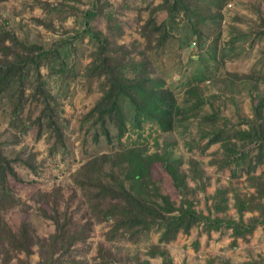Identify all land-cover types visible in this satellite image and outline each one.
<instances>
[{"label": "rangeland", "instance_id": "1", "mask_svg": "<svg viewBox=\"0 0 264 264\" xmlns=\"http://www.w3.org/2000/svg\"><path fill=\"white\" fill-rule=\"evenodd\" d=\"M94 1L0 0L1 42H8L4 28L27 42L45 46L62 42L59 44L61 57L58 58L55 70L45 65L42 73L47 80V87L60 101L63 116L69 119L64 126L65 148L60 147L51 152L52 140L48 139L47 132L43 131L42 137L37 138L36 127H33L18 143L5 149L11 156L17 152H21L22 156L35 152V161L39 162L37 172L23 164H15L22 175V181L11 177L10 183L21 202L13 208L1 210L4 221L13 229L27 222L40 236L51 234L55 224L44 213V210L51 213V203L43 195L48 193L52 196L57 187L62 194L60 210L72 213L76 222L85 221L90 218L88 200L95 191V187L90 184L91 180L101 178L117 187L118 184L107 174L114 172L127 187L131 186V181L125 176L126 165L114 166L104 162L89 170L84 167L89 159L102 153H112L121 147L136 145H148L149 152H153L160 149L158 142L160 146L164 144L165 135L158 123L143 118L138 124L135 110L127 100L121 103L126 129L120 136L116 124L110 122V141L103 134L94 140L95 128L88 131V123L80 121L82 114L100 96L96 78L88 80L85 73L93 57L95 41L90 35L82 33L86 25L81 10L91 7ZM108 1L125 29L119 42L130 43L138 39L145 46L147 42L139 29L151 14L157 24H163L161 28L166 31L161 44L149 49V54L157 74L175 91L179 104L186 112L185 118L176 122L172 132L176 143L168 148L185 160L183 167L186 170L189 169L188 159L195 158L210 177L205 190L198 188L194 180L188 178L190 186L194 188L189 196L194 198L196 208L207 213L208 206L213 203L209 197L219 185L231 184L232 188L242 194L254 192L246 179L245 168H238L232 174L229 167L220 170L218 163H212L214 159L222 161L220 142L208 148L204 145L212 133L217 131L233 132L239 127L247 128L246 121L253 116L254 103L264 97V0H224L220 12L215 11L217 4L213 0L210 3L212 10L205 8L201 12L213 14L208 15L209 19L202 23H196L194 13L187 16L183 12L168 13L164 8L153 10L163 0ZM93 24L106 31L104 17L95 18ZM196 26L200 28L199 34L194 31ZM139 66V56L136 55L135 60L126 68V75L135 76ZM16 73L15 68L0 69V87L11 84V78ZM228 73H245L247 77L237 78ZM33 80L32 75L27 76V91ZM9 94L6 91L0 95V140L12 132V99ZM31 109L28 106L25 108L22 114L25 120H28L30 112L33 117L38 113V109ZM209 115L215 116V119L203 120L204 116ZM23 147L25 151H22ZM151 170L154 178L179 204L182 195L174 187L161 163H154ZM262 170L264 165L258 166L256 173L260 174ZM232 193L229 192L230 208L227 216L238 218ZM256 213L248 210L244 218L248 219ZM109 228V223L105 221L92 225L83 251L89 264H106L98 256V245L101 242L108 246L113 244V249L116 248L114 245L121 246L123 252L149 259L150 264H163L162 256L152 257L148 254L151 245L158 242L160 231L152 230L137 241L118 238L111 243L105 236ZM231 233L230 229L208 232L199 224L192 227L189 233H179L174 240L163 246L172 264H246L251 259L264 257V225L258 226L247 239L238 238L236 243ZM34 248L37 249V246ZM38 259V251L31 254L32 263ZM16 261L13 257L10 263Z\"/></svg>", "mask_w": 264, "mask_h": 264}, {"label": "trees", "instance_id": "2", "mask_svg": "<svg viewBox=\"0 0 264 264\" xmlns=\"http://www.w3.org/2000/svg\"><path fill=\"white\" fill-rule=\"evenodd\" d=\"M212 2L213 0H163L153 10L164 8L168 13L183 12L187 16L194 13L196 23H202L209 19L208 15L213 14L201 13L205 8L210 9ZM214 2L217 4L215 11L220 12L224 0ZM81 12L86 25L82 33L90 35L95 41L93 57L85 71L86 79H97L95 81L100 89V96L82 114L80 121L83 124L88 123V131L95 128L94 140H98L103 134L110 141V122L116 124L120 136L126 129L121 103L127 100L135 110L138 124L143 118L158 123L165 135L164 144L160 146L158 142L160 149L153 152H149L148 145H136L121 147L112 153H102L89 159L84 165L89 170L104 162L114 166L126 165L125 176L131 181V186L127 187L114 172L107 174L118 184L117 187L101 178L91 180L90 184L95 187V191L88 200L90 218L85 221L76 222L72 213L65 209L60 210L62 194L57 187L52 196L48 193L43 195L51 203V213L44 210L45 215L55 224V230L51 234L40 236L27 222H22L17 229H13L4 221L1 210L13 208L21 202L10 183L11 177L22 181V175L15 164H23L37 172L39 162L35 161V152L25 156L17 152L11 156L5 149L18 143L33 127H36L37 138L42 137L43 131L47 132L48 139L52 140L51 152L60 147L65 148L67 145L64 126L69 119L63 116L60 101L47 87V80L42 73L45 65L55 70L58 58L61 57L59 44L62 42L50 46L27 42L4 28L8 42L0 40V69L15 68L17 73L11 78V84L0 87V95L8 91L12 99V132L7 129L10 134L0 140V264H11L13 257L17 260L14 264H89L83 251L92 225L102 221L110 225L105 236L111 243L118 238L137 241L152 230L160 231L158 242L151 245L148 254L152 257L162 256L163 264H172L163 245L174 240L181 232L189 233L195 225L202 224L203 229L208 232L230 229L234 243L238 238L247 239L258 226L264 225V170L260 174L256 173L258 166L264 165V97L254 103L253 116L246 121L247 128L239 127L233 132L217 131L212 133L204 145L208 148L220 142L222 161L214 159L212 163H218L220 170L229 167L232 174L238 168H245L246 179L254 192L247 195L232 188L231 184L219 185L209 197L213 203L208 206V212L204 213L196 208L194 198L189 196L194 188L190 186L188 178L193 179L198 188L205 190L210 177L195 158L188 159L189 169L186 170L183 167L185 160L175 155L170 148L176 143L172 136L176 122L184 119L186 112L179 104L175 91L157 74L149 54V49L160 45L165 38L166 31L161 28L163 24H157L152 14L146 19L139 29L147 42L142 46L143 43L138 39L130 43L119 42L125 29L108 0H95L91 7ZM99 16L106 19L105 32L93 24L94 19ZM194 31L198 34L201 32L197 26ZM136 55L139 56V71L135 76L129 77L125 70L135 60ZM228 74L237 78L247 77L245 73ZM28 75L34 77L29 91ZM27 106L30 111L32 107L38 109V113L33 117L30 112L27 115L28 120H25L22 114ZM214 119L213 115L203 117L206 121ZM22 151H25V147ZM156 162L161 163L174 187L182 195L179 204L154 178L151 168ZM231 191L238 218L227 216ZM248 210L257 213L245 219L244 214ZM220 213L224 215H219ZM112 246L113 244L108 246L104 242L99 243L98 256L102 262L150 264L149 259L123 252L121 246L114 245L115 249ZM35 251H38L39 259L32 263L30 256ZM246 264H264V257L251 259Z\"/></svg>", "mask_w": 264, "mask_h": 264}, {"label": "built area", "instance_id": "3", "mask_svg": "<svg viewBox=\"0 0 264 264\" xmlns=\"http://www.w3.org/2000/svg\"><path fill=\"white\" fill-rule=\"evenodd\" d=\"M193 43L195 44L196 42H195V41H193Z\"/></svg>", "mask_w": 264, "mask_h": 264}]
</instances>
